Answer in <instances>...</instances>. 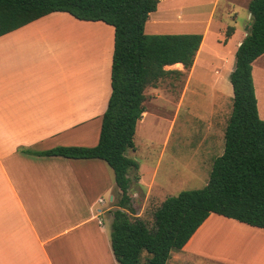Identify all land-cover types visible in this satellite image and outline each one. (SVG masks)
Returning <instances> with one entry per match:
<instances>
[{"label": "crops", "instance_id": "crops-1", "mask_svg": "<svg viewBox=\"0 0 264 264\" xmlns=\"http://www.w3.org/2000/svg\"><path fill=\"white\" fill-rule=\"evenodd\" d=\"M161 1L165 0H159L157 9ZM171 1L173 6L181 2ZM209 23L191 68L177 63L165 70L190 76L201 59L205 63L204 57L217 53V47H206ZM232 27L234 36L236 27ZM241 41L231 48L224 45L229 56L235 54ZM113 50L112 26L78 20L66 12L50 13L0 36V264H78L82 259L85 264L86 253L75 247L79 239L89 240L107 261L110 242L104 221L98 219L105 215L111 224L113 211L109 210L114 208L116 192L113 170L98 159L35 156L30 152L98 143L111 93ZM147 116L145 111L139 122ZM223 138L224 133L217 157L223 153ZM205 142L212 148L207 138ZM39 167L47 169L40 177ZM143 168L138 164L136 183L147 198L159 163ZM78 172L86 180H78ZM74 182L86 185L78 191L84 206L88 203L89 214L68 224L66 215L65 221L55 215L58 211L53 206L60 205L53 199H60V191L70 194L68 186ZM105 192L110 205L93 214L92 204H104ZM96 220L95 228L91 227ZM67 247L74 262L68 263ZM112 264L118 263L114 259ZM165 264H264V230L210 214L182 249L170 252Z\"/></svg>", "mask_w": 264, "mask_h": 264}, {"label": "trees", "instance_id": "trees-1", "mask_svg": "<svg viewBox=\"0 0 264 264\" xmlns=\"http://www.w3.org/2000/svg\"><path fill=\"white\" fill-rule=\"evenodd\" d=\"M159 0H0V36L53 12L82 21H101L114 29L111 93L93 147H55L35 156L102 160L113 170L120 191L112 212L110 247L118 264H165L210 214L264 230V120L259 116L252 64L264 54V0H250V26L234 54L229 75L232 109L224 130V149L210 169L207 184L167 197L153 212L151 227L135 217L129 190L138 176L137 123L145 112V89L156 87L177 63L190 69L201 34H156L144 31ZM230 27L225 37L233 34Z\"/></svg>", "mask_w": 264, "mask_h": 264}, {"label": "rangeland", "instance_id": "rangeland-1", "mask_svg": "<svg viewBox=\"0 0 264 264\" xmlns=\"http://www.w3.org/2000/svg\"><path fill=\"white\" fill-rule=\"evenodd\" d=\"M249 1L181 0L173 6L171 0H165L161 1L156 13L151 15L146 24L145 32L149 35L202 34L210 20L206 47L215 46L218 49L217 53L210 54L211 57H204L205 63L201 59L190 76L187 72L169 73L156 87L145 89L144 108L148 116L137 124L134 135L136 149L127 150L126 156L142 168H150L159 163L153 190L147 198L138 183H133L129 190L135 217L142 219L148 227L152 226L153 212L164 199L176 196L181 191L201 189L208 182L210 165L221 152L222 136L232 109L233 94L229 75L235 59L234 55L227 54L228 49L224 45L231 48L246 36L250 20L247 8ZM232 26L236 27L234 36L231 34L230 37H225L221 30L225 32ZM231 37L233 38L228 41ZM252 74L259 116L264 120V54L252 64ZM206 138L212 148L205 142ZM46 170L39 167L37 176L40 177V172ZM78 173V180H86ZM132 174L137 175V171ZM114 187V208L109 212L116 209L120 198L119 189ZM68 188L70 194L60 191V199H53L56 205H60L53 206V210L58 211L55 214L58 218L65 221L66 215L67 223L75 224L81 217L89 214L88 203L84 206L78 191L86 188V185L74 182ZM66 197L68 199L64 200ZM102 197L104 204H92L93 214L97 213V209L110 205L109 193L105 192ZM98 220L104 221L109 244V219L103 215ZM98 220L90 226L95 228ZM214 238L218 241V236ZM75 247L86 253L85 264H112L114 261L109 251L105 262L103 254L89 245V240L84 242L79 239L75 242ZM68 249L67 247L66 256L68 263H71L75 259ZM78 264H83V259L78 260Z\"/></svg>", "mask_w": 264, "mask_h": 264}]
</instances>
